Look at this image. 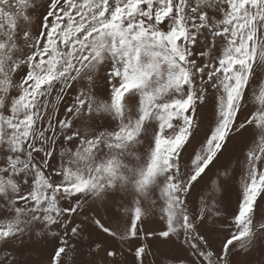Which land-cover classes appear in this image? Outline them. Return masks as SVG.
Wrapping results in <instances>:
<instances>
[{
    "label": "snow or ice",
    "instance_id": "obj_1",
    "mask_svg": "<svg viewBox=\"0 0 264 264\" xmlns=\"http://www.w3.org/2000/svg\"><path fill=\"white\" fill-rule=\"evenodd\" d=\"M0 264H264V0H0Z\"/></svg>",
    "mask_w": 264,
    "mask_h": 264
},
{
    "label": "rangeland",
    "instance_id": "obj_2",
    "mask_svg": "<svg viewBox=\"0 0 264 264\" xmlns=\"http://www.w3.org/2000/svg\"><path fill=\"white\" fill-rule=\"evenodd\" d=\"M258 248H259V244L257 243V244L254 246V248L251 249L250 251H252L254 254H258V253H256V249H258Z\"/></svg>",
    "mask_w": 264,
    "mask_h": 264
}]
</instances>
